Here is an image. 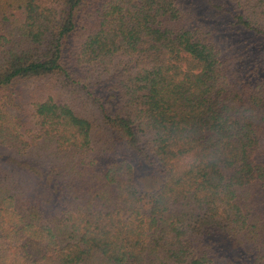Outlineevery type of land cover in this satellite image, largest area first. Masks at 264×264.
Returning a JSON list of instances; mask_svg holds the SVG:
<instances>
[{
    "label": "trees",
    "instance_id": "obj_1",
    "mask_svg": "<svg viewBox=\"0 0 264 264\" xmlns=\"http://www.w3.org/2000/svg\"><path fill=\"white\" fill-rule=\"evenodd\" d=\"M0 264H264V0H0Z\"/></svg>",
    "mask_w": 264,
    "mask_h": 264
},
{
    "label": "rangeland",
    "instance_id": "obj_2",
    "mask_svg": "<svg viewBox=\"0 0 264 264\" xmlns=\"http://www.w3.org/2000/svg\"><path fill=\"white\" fill-rule=\"evenodd\" d=\"M35 84V81L34 80H27V81H24L23 82V88H25L26 90H30L32 87H33V85ZM11 110L12 111H16V109L15 108H11ZM122 151V150H121ZM123 152V151H122ZM15 158H18V157H15ZM143 180H146V179H143Z\"/></svg>",
    "mask_w": 264,
    "mask_h": 264
}]
</instances>
